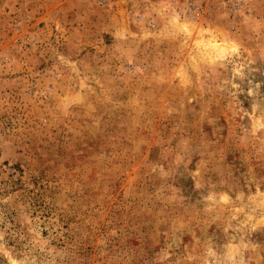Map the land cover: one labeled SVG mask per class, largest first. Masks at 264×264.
I'll return each mask as SVG.
<instances>
[{
	"label": "rangeland",
	"instance_id": "obj_1",
	"mask_svg": "<svg viewBox=\"0 0 264 264\" xmlns=\"http://www.w3.org/2000/svg\"><path fill=\"white\" fill-rule=\"evenodd\" d=\"M0 264H264V0H0Z\"/></svg>",
	"mask_w": 264,
	"mask_h": 264
}]
</instances>
